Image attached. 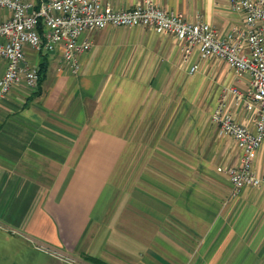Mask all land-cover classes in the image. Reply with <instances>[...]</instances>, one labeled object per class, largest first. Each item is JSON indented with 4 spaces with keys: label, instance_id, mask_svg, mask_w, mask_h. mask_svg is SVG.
<instances>
[{
    "label": "crops",
    "instance_id": "0c3cea01",
    "mask_svg": "<svg viewBox=\"0 0 264 264\" xmlns=\"http://www.w3.org/2000/svg\"><path fill=\"white\" fill-rule=\"evenodd\" d=\"M230 1L156 4L228 38L246 28ZM9 15L0 8V23ZM90 39L78 72L62 48L26 45L43 77L0 99V264H264V186L233 195L219 169L240 166L243 152L211 121L226 99L255 131L254 113L228 94L250 78L152 28ZM6 69L0 57V79ZM252 167L264 176V143Z\"/></svg>",
    "mask_w": 264,
    "mask_h": 264
},
{
    "label": "built area",
    "instance_id": "2783aa9c",
    "mask_svg": "<svg viewBox=\"0 0 264 264\" xmlns=\"http://www.w3.org/2000/svg\"><path fill=\"white\" fill-rule=\"evenodd\" d=\"M230 2L233 10L244 16L246 28L236 36L222 38L209 23L190 22L181 14L162 9L156 0H140L133 8L119 11L104 5V0H0V8L10 14L0 23V57L7 61L0 79V99L15 87L25 84L35 89L40 82V67L26 65V45L37 52L62 48L64 65L78 72V56L92 48L90 36L96 31L140 27L174 35L190 48L197 47L201 60H223L239 76L250 78L247 91L232 86L228 94L236 105L254 113L255 131L235 119L226 99L218 104L211 121L243 152L240 166L219 169L229 176L233 195L244 187L262 188L264 176H258L252 164L264 143V0ZM84 34L87 36L81 39ZM198 69L199 64L191 72Z\"/></svg>",
    "mask_w": 264,
    "mask_h": 264
},
{
    "label": "trees",
    "instance_id": "16d2710c",
    "mask_svg": "<svg viewBox=\"0 0 264 264\" xmlns=\"http://www.w3.org/2000/svg\"><path fill=\"white\" fill-rule=\"evenodd\" d=\"M42 77H43V66L42 67H40V81H41V79H42ZM85 259H87V260H89V261H91V262H93V263H100L98 260H96V259H94V258H92V257H90V256H85Z\"/></svg>",
    "mask_w": 264,
    "mask_h": 264
}]
</instances>
